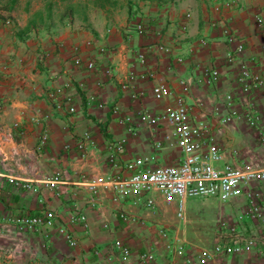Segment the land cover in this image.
<instances>
[{"label":"crops","instance_id":"obj_1","mask_svg":"<svg viewBox=\"0 0 264 264\" xmlns=\"http://www.w3.org/2000/svg\"><path fill=\"white\" fill-rule=\"evenodd\" d=\"M223 1L103 0L89 6L86 0L81 12L59 15L30 0H0V264H180L209 250L218 219H231L230 205L211 196L187 197L181 209L187 213L179 215L176 201L157 191L150 206L143 196L114 197L102 180L126 174L128 161L148 154L165 161L176 152L154 150L145 129L131 130L133 121H120L136 107L160 114L171 104L153 96L158 81L175 89L180 80L189 81L190 116L244 159L264 161L256 154L264 142L243 113L249 96L264 122V31L255 19L256 13L264 19V0H229L227 6ZM138 19L147 21L141 32L133 28ZM226 27L242 42L240 62L263 81L250 93L239 79L241 63L226 58L236 42ZM73 45L82 59L78 64ZM87 59L111 72L86 68ZM210 68L217 70L214 80L206 78ZM165 129L160 123L155 132ZM78 139L84 140L83 154ZM117 141L119 151L112 148ZM55 173L59 180L48 186ZM206 207L216 209L214 217L199 215ZM45 210L53 213L50 224L20 223L21 216ZM78 213L82 221L73 219ZM245 226L246 233L257 231L250 222ZM114 239L128 246L124 259ZM172 240L188 248L184 256L164 247ZM221 262L264 264V245L258 239L251 251L225 255Z\"/></svg>","mask_w":264,"mask_h":264},{"label":"built area","instance_id":"obj_2","mask_svg":"<svg viewBox=\"0 0 264 264\" xmlns=\"http://www.w3.org/2000/svg\"><path fill=\"white\" fill-rule=\"evenodd\" d=\"M229 5V0L223 2ZM220 3V5H221ZM216 4L214 7H217ZM255 19L264 31V19L259 13L255 14ZM8 19L4 20L7 23ZM146 22L138 19L133 28L141 32L146 28ZM228 32V37L236 39ZM85 45H90L91 41L86 40ZM262 46L264 47V36ZM158 48L165 49L158 45ZM72 61L75 64L80 62L78 46L73 45ZM243 49L242 42L236 39L232 49L225 52L226 58L231 61L240 62V54ZM142 54H137L141 58ZM241 63L239 79L245 90L253 91L262 84V80L255 75L246 63ZM92 59L84 61L86 68L100 69L104 73H110V66H97ZM206 78L214 80L217 74L215 68L207 69ZM130 77V74H129ZM179 89L169 86L166 82L158 81L152 85V94L155 98H167L171 101L160 114H153L146 108L136 107L132 115L121 116L120 121H133V129H145L152 138L151 146L154 150L161 148H175L176 152L165 161L154 160V155H145L140 158L125 163L126 174H113L102 180L112 188L114 197L121 199L143 196L146 205L154 204L153 191L159 192L167 201L175 200L177 213L181 214L184 200L187 197H214L218 202L230 205L231 219H218L215 229V239L211 247L205 253L196 256L188 255L180 264H222L221 258L225 255H235L241 252L251 251L259 239L264 245V161L244 159L236 149L219 143L208 129V126L199 118L189 114V107L185 100V93L190 82L180 80ZM126 84V83H125ZM135 94L133 93V96ZM2 100H0V110ZM73 111V105L67 108ZM244 117L247 124L255 128L258 138L264 142V122H262V109L256 107L249 96L245 100ZM133 117V120H132ZM160 123L165 124L167 129L156 133V128ZM46 136L41 132V140ZM88 134L84 133L83 139H87ZM68 146L67 144L65 145ZM76 147L84 153V140L78 139ZM115 151L122 148V143L117 141L112 144ZM59 180L58 174H53L46 179L48 186H55ZM139 198V197H137ZM53 213L45 210L41 214H25L20 217V223L33 227L34 225L50 224ZM74 220L84 219L81 213L73 215ZM252 223L254 230L246 233V223ZM68 243L74 244L75 239L71 234L62 228ZM161 236H166V231L159 228ZM112 246L118 251V257L124 259L129 254L128 246L120 239H114ZM167 248L174 256H184L188 250L181 242L172 240L166 242ZM146 256H150L146 254ZM189 258L192 260L190 261Z\"/></svg>","mask_w":264,"mask_h":264},{"label":"rangeland","instance_id":"obj_3","mask_svg":"<svg viewBox=\"0 0 264 264\" xmlns=\"http://www.w3.org/2000/svg\"><path fill=\"white\" fill-rule=\"evenodd\" d=\"M85 1L86 0H70L69 2L72 4V8H73V12L72 13L81 12L84 9V7H85V4H86ZM36 4L43 6L44 0H30V5L35 6ZM89 4H90L89 6H94L95 5V3H93V4L89 3ZM92 9H94V8H92ZM52 12L55 13V14H59V12L56 9L53 10ZM186 101H187V103H190V101H188V99ZM261 153L264 155V150L261 151V152L260 151H258V152L256 151L257 155H260ZM209 199H212V198L209 197ZM205 203H207V205H209V206H212V205L216 204L215 201H207ZM223 206H224V209L226 210L227 206L226 205H223ZM215 212H216V209L214 207H211V208L206 207V208H202L201 209L199 215L205 216V217H214L215 216ZM181 213L186 215L187 210H182ZM191 215H193V213H191ZM195 225H197L200 228L204 226L203 224L198 223V222Z\"/></svg>","mask_w":264,"mask_h":264},{"label":"trees","instance_id":"obj_4","mask_svg":"<svg viewBox=\"0 0 264 264\" xmlns=\"http://www.w3.org/2000/svg\"><path fill=\"white\" fill-rule=\"evenodd\" d=\"M70 0H44L43 8L46 14H50L53 10H57L59 15L70 14L73 12ZM91 3L100 4L103 0H87Z\"/></svg>","mask_w":264,"mask_h":264}]
</instances>
